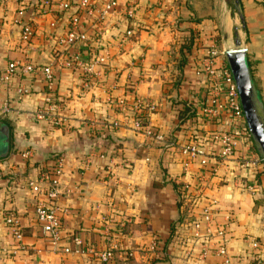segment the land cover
I'll return each instance as SVG.
<instances>
[{
    "label": "crops",
    "instance_id": "obj_1",
    "mask_svg": "<svg viewBox=\"0 0 264 264\" xmlns=\"http://www.w3.org/2000/svg\"><path fill=\"white\" fill-rule=\"evenodd\" d=\"M108 1L93 0L95 9ZM114 1L115 13L104 22L96 14L82 19L80 30L91 37L87 46L64 47L58 39L69 30L80 0H72L69 11L44 10L32 0L25 19L15 0H0V74L11 63L26 62L55 71L52 87L39 74H20L1 94L11 114L0 115V264H99L74 247L75 236L100 252L115 249L108 264H223L214 236L202 228L196 238L192 228L213 202L217 223L231 222L229 255L246 260L254 254L244 241L249 236L261 245L254 264H264V174L241 167L246 147L223 163L214 141L220 123L201 116L208 92L203 64L213 48L223 54L230 49L239 23L264 106V2L240 0L243 28L225 0ZM130 9L131 20L125 14ZM25 23L34 30L30 39L23 34ZM127 30L137 33L131 43L125 41ZM192 33L199 38L180 70L181 44ZM106 52L111 59L100 80L85 86L80 67L69 65L71 57L81 53L86 63ZM49 96L62 105L59 124L35 118ZM136 99L145 107L132 111ZM186 106L196 117L182 124L179 114ZM189 143H198L205 157L185 171L181 148ZM59 159L64 170L56 205L63 229L54 245L34 221L37 203L50 202L35 196L29 183ZM10 213L22 240L5 223ZM119 222L124 229L116 228ZM154 238L156 253L149 250Z\"/></svg>",
    "mask_w": 264,
    "mask_h": 264
},
{
    "label": "built area",
    "instance_id": "obj_2",
    "mask_svg": "<svg viewBox=\"0 0 264 264\" xmlns=\"http://www.w3.org/2000/svg\"><path fill=\"white\" fill-rule=\"evenodd\" d=\"M32 0H15L18 6V16L25 19V11L31 5ZM42 9L60 11H69L72 7V0H35ZM137 2H133L131 7L136 6ZM117 8L114 0H109L101 6L97 11L94 7L93 0H80L78 9L70 19V28L66 34L58 39V43L64 47L87 46L90 43L91 37L88 33L80 30V24L83 18L97 17L98 23L104 22L107 17L115 13ZM129 20L133 19L134 12L130 9L125 11ZM23 23V22H22ZM23 34L26 39L32 38L34 34L33 27L27 23L23 26ZM125 41L133 42L136 38L135 30H127L125 32ZM224 57L225 54L220 53L215 47L209 51L207 60L203 64L202 75H205L208 92L205 96V101L202 105L201 116L206 122H219L222 130L215 135L214 141L220 145L219 159L225 163L232 158L242 147L247 148L246 155L241 158V167L245 170H253L259 176L264 174V159L255 151L252 136L247 126L244 112L241 106L237 87L231 71L227 65V61L218 64V58ZM81 53L71 57L69 65L79 66L82 70V79L85 86L88 87L91 81H99L102 75L103 67L110 61L111 55L109 53H94L89 61L85 63L82 59ZM35 73L44 78L47 84L52 87L54 85V69L52 66L36 67L35 65L26 62L11 63L0 74V115L6 116L11 114V108L1 103V94L4 88L12 85L20 74ZM135 110L145 107V103L141 99H136L134 102ZM62 105L54 99V97H47L43 108L38 110L34 115L36 120L48 122L49 124H59L62 119L58 112ZM152 110L156 106L150 107ZM117 126V123H115ZM136 127H139L138 123ZM158 141H162L161 136L156 137ZM181 154L185 157V171L189 166L198 159L205 157V152L198 143H189L181 148ZM29 153L23 154V158H29ZM203 166L206 161H202ZM64 170L63 159L55 160L54 166L51 169H46L40 174L39 179L31 181L29 188L35 196L44 195L50 203L39 201L34 209V221L40 228L42 234L54 245L61 242V234L63 229V215L56 205V202L61 197L60 192V178ZM204 176H201L200 183L204 181ZM202 191V189L200 190ZM216 202H213L209 207L205 208L201 215L192 223V228L195 232V237H200L199 233L202 228L207 232L208 236H214L216 239V254L223 259V264H254L256 253L260 250L261 245L258 240L252 237H246L244 241L249 245L252 254L246 260L233 259L228 253V242L231 233V222L228 218L225 223H217V212L215 209ZM215 209V210H214ZM5 223L8 227L13 229V234L18 240L23 239V234L18 226L17 218L10 213L5 217ZM116 227L119 230L125 228L121 222ZM74 247L81 251L85 249L88 255H91L99 264H108L114 260L115 249L100 252L84 244V242L77 236L73 240ZM158 249V241L154 238L149 250L155 252ZM67 254L72 252V248L65 250ZM207 251L204 252V256ZM133 254H129L132 257Z\"/></svg>",
    "mask_w": 264,
    "mask_h": 264
},
{
    "label": "water",
    "instance_id": "obj_3",
    "mask_svg": "<svg viewBox=\"0 0 264 264\" xmlns=\"http://www.w3.org/2000/svg\"><path fill=\"white\" fill-rule=\"evenodd\" d=\"M225 3H232L236 6L237 15L244 28L240 0H225ZM234 36V48H230L225 52V58L237 87L254 146L258 154L264 159V106L252 77L247 51L243 48L239 33L235 32Z\"/></svg>",
    "mask_w": 264,
    "mask_h": 264
},
{
    "label": "trees",
    "instance_id": "obj_4",
    "mask_svg": "<svg viewBox=\"0 0 264 264\" xmlns=\"http://www.w3.org/2000/svg\"><path fill=\"white\" fill-rule=\"evenodd\" d=\"M259 2H264V0L260 1V0H257ZM240 4H241V1H240ZM231 6V9L233 11V14H237V9H236V6L232 3L229 4ZM244 24V22H243ZM198 36V35H197ZM199 37H196V35L194 33H192L189 37V39H186L184 40V42L181 44V55H182V61H181V64L179 65L180 66V70L182 69V67L184 66L185 62L187 61L186 60V57L185 55L190 53L191 49H193V47L195 46V40L198 39ZM130 110H134V106L133 104L130 105ZM190 111H192L190 109L189 106H186V110L185 111H181L179 116H180V120H181V123H185L187 122L190 118H194L196 117V113H191ZM138 121L140 122V124L142 123V119H138ZM179 189V186L177 187ZM181 194V193H179ZM182 196V194H181ZM180 205H181V202H180ZM174 227V226H173ZM172 236V234H171ZM168 243H169V240L164 244V248L168 247Z\"/></svg>",
    "mask_w": 264,
    "mask_h": 264
},
{
    "label": "rangeland",
    "instance_id": "obj_5",
    "mask_svg": "<svg viewBox=\"0 0 264 264\" xmlns=\"http://www.w3.org/2000/svg\"><path fill=\"white\" fill-rule=\"evenodd\" d=\"M237 25H239L237 31L235 30L234 33H233V35L231 34V37H230V41H229V45H228L230 48H234V37H235L234 34H235V32H238L239 35H240L241 24L239 23Z\"/></svg>",
    "mask_w": 264,
    "mask_h": 264
}]
</instances>
